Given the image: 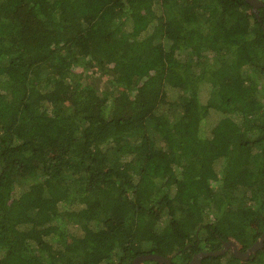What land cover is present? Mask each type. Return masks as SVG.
I'll list each match as a JSON object with an SVG mask.
<instances>
[{"label":"trees","instance_id":"obj_1","mask_svg":"<svg viewBox=\"0 0 264 264\" xmlns=\"http://www.w3.org/2000/svg\"><path fill=\"white\" fill-rule=\"evenodd\" d=\"M263 28L245 0H0V264L249 247ZM202 264H264V246Z\"/></svg>","mask_w":264,"mask_h":264},{"label":"water","instance_id":"obj_2","mask_svg":"<svg viewBox=\"0 0 264 264\" xmlns=\"http://www.w3.org/2000/svg\"><path fill=\"white\" fill-rule=\"evenodd\" d=\"M251 5L252 11L257 15L258 9L264 7V3L260 0H245ZM264 29V28H263ZM264 246V232L245 250L238 249L234 240L229 239L222 242L221 248L213 251H200L195 253L187 264H202V259L209 256H219L226 252H231L236 258L246 260L250 255L255 254L260 248ZM144 261H156L164 264H171L169 257H164L159 254L145 253L137 255L131 261V264H141Z\"/></svg>","mask_w":264,"mask_h":264},{"label":"clouds","instance_id":"obj_3","mask_svg":"<svg viewBox=\"0 0 264 264\" xmlns=\"http://www.w3.org/2000/svg\"><path fill=\"white\" fill-rule=\"evenodd\" d=\"M258 13V12H257ZM227 253H231V252H227Z\"/></svg>","mask_w":264,"mask_h":264}]
</instances>
